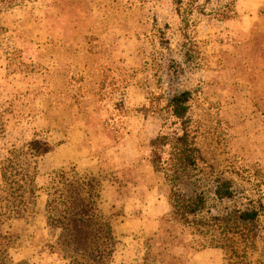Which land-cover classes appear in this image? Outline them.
I'll return each mask as SVG.
<instances>
[{
	"label": "rangeland",
	"instance_id": "374dc122",
	"mask_svg": "<svg viewBox=\"0 0 264 264\" xmlns=\"http://www.w3.org/2000/svg\"><path fill=\"white\" fill-rule=\"evenodd\" d=\"M176 1L0 5V166L36 140L37 188L59 168L92 178L114 241L105 264H264V0H236L228 19L215 12L222 0ZM182 91L202 161L172 187L156 161L160 137L180 134L164 107ZM217 181L230 182L231 199L214 197ZM172 188L200 195L196 218L232 229L181 226ZM38 194L25 219L1 228L0 264H68L48 246ZM251 208V223L226 219Z\"/></svg>",
	"mask_w": 264,
	"mask_h": 264
},
{
	"label": "trees",
	"instance_id": "16d2710c",
	"mask_svg": "<svg viewBox=\"0 0 264 264\" xmlns=\"http://www.w3.org/2000/svg\"><path fill=\"white\" fill-rule=\"evenodd\" d=\"M14 1L16 0H0V5L10 7L14 5ZM181 1L177 0L176 3L180 4ZM235 2L236 0H222L217 4L215 12L218 18L228 19L234 16ZM188 99L189 93L182 91L171 96L164 107L181 124L179 135L160 137V144L167 146V153L163 160L156 161L162 179L172 187L178 180L179 173L195 169L202 161L194 144L192 131L184 121ZM26 148V151H11L12 157L6 158L0 166V232L6 223L8 230L10 222L25 219L31 213L39 198L38 192L41 191L44 196V225L49 237L53 238V242L48 245L50 250L57 249L62 254L61 257L68 259V264H83L78 262V256L91 260V264H105L114 241L109 222L99 210L95 212L93 207L99 198L98 185L92 178L80 177L71 166L52 171L45 185L37 188L34 184L35 161L32 158L38 155L39 144L32 140L26 144ZM213 195L218 200L231 199L233 192L230 182L217 181ZM167 204L170 217L186 229L195 228L196 225H202L206 231H212L214 227H218L215 229H220L221 232L232 229L229 224L218 226L216 222L221 219L215 217L211 221L196 218L203 207L200 195L185 196L172 188ZM258 211L256 208L236 210L231 212L233 216H225L227 221L232 219L233 222L251 223L258 217ZM6 232L0 233V240L10 238ZM204 248L199 246L196 250Z\"/></svg>",
	"mask_w": 264,
	"mask_h": 264
}]
</instances>
